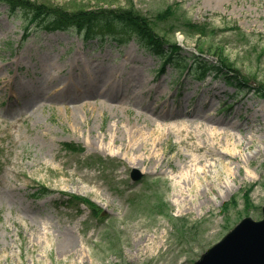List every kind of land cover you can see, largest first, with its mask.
<instances>
[{
    "label": "rangeland",
    "instance_id": "1",
    "mask_svg": "<svg viewBox=\"0 0 264 264\" xmlns=\"http://www.w3.org/2000/svg\"><path fill=\"white\" fill-rule=\"evenodd\" d=\"M40 1L72 11L133 7L153 18L173 8L176 19L158 25V31L181 44L188 51L185 56L203 50L215 62L221 48L251 87L264 84V0ZM183 17L207 23L214 32L195 34L184 27ZM24 30L23 17L0 6V264H194L243 218L263 219L264 153L259 158L253 153L264 145L246 144L257 120L264 130V99L252 93L241 96L213 78L202 83L178 80L171 66L160 75L159 58L135 38L100 45L86 43L73 30L33 28L23 42ZM76 58L92 70L118 68L123 81L120 97L108 102L88 97L90 87L85 89L87 78L79 69L82 65L73 62ZM68 78L74 86H84L85 93H58ZM101 104L118 109V115L104 107L103 116H97ZM145 105L182 115L176 121L160 120ZM75 109L92 124L100 139L97 144L71 122ZM206 113L223 122L214 128L220 139L232 126L240 128L231 131V143L244 138L237 152L240 164L231 165L229 176L221 170L222 183L229 186H213L216 193L220 190L217 196L208 191L201 201L188 197V207L182 210L168 176L170 167L181 166L173 130L182 123L190 128L184 136L192 135L198 142L207 138L196 128L205 124ZM116 120L127 128L138 121L147 137L162 139L157 150L170 159L167 174L140 163L132 166L114 146L103 144L101 130ZM116 131L123 137V131ZM133 170L140 179H132ZM42 187L55 193L38 198L35 194ZM246 195L252 204L248 208ZM78 197L95 208L71 205L69 200ZM154 233L156 243L148 248L150 241L137 239L138 234Z\"/></svg>",
    "mask_w": 264,
    "mask_h": 264
},
{
    "label": "bare ground",
    "instance_id": "2",
    "mask_svg": "<svg viewBox=\"0 0 264 264\" xmlns=\"http://www.w3.org/2000/svg\"><path fill=\"white\" fill-rule=\"evenodd\" d=\"M73 62H75L77 66L82 65L79 69L83 71L85 78H87V85L85 89L90 87L89 91H87L88 97L105 99L107 102L116 100L120 97V93L123 88V81L122 75H118V68L110 70H92L89 65L79 58H76ZM68 80V83L62 82L58 86V93H63L64 91L70 92V94L73 93L74 95L85 93V91H83L85 90L84 86L78 85V87H76L72 84L71 78H68ZM127 86L138 91V88L134 85ZM76 100L77 98L75 97L73 102ZM202 104L210 111V107L207 103ZM104 107L108 106L101 104L97 110V116H103ZM144 108L160 120L170 119L176 121L182 115L164 108L162 110H154L150 108V105H145ZM108 109L114 113V116L118 115V109L110 107H108ZM89 114L91 119L94 118V112L91 111ZM71 118V122L74 126L80 125L85 133H89L91 137V144H97L95 142L100 141L97 134L94 133L92 124L87 119L82 120L77 109L73 111ZM137 118H141V116L137 115ZM204 120L205 124L197 125L196 128L201 131V133L207 134V138H200L199 142L195 141V137L192 135H183V132L190 130V128L182 123L178 124V130L175 128L173 130L175 137L177 138L178 145L176 147L177 150L175 149L176 156L179 159V165L181 166L170 167L171 172L168 176L172 181L171 187L173 188V196L176 197L178 207L182 210L188 207V203L186 202L188 197L197 198L198 201H201L202 193L208 194V191L217 196V193H220L222 188L229 186L226 182L222 183L223 178H220L221 170H224L229 176L233 174L231 165L233 163L240 164V157L237 152L244 138L240 140L236 139L237 144L231 143V139H235V137L231 135V131L234 129L240 130V128L238 126H232L231 130L227 129L228 134L226 135L225 133L220 139L221 136H218L219 134L215 132L214 128L220 127L223 122L220 119H217L216 115H210L207 113L204 115ZM145 121L148 120L145 119ZM257 123V125L251 128L252 135L251 139H249L246 144L247 146L256 141L264 145V130L259 120H257ZM120 124V120L109 122L108 127L101 130L99 136L101 137L103 144H107V147L110 146L109 149L114 146L117 153L122 154L124 159H126V161L132 166H136V164L140 163L147 168L153 166L152 169L155 173L161 172L167 174L165 171V165L170 164V159L164 153L161 154V150H157L158 146H162V139L158 138L156 140L147 137L142 132V128L140 127L138 121L133 123L129 128L125 126L122 127ZM118 129L124 132L123 137L121 138L117 136L118 132L116 130ZM180 149H185L186 152L183 153ZM141 151H143L142 154L140 153ZM263 153L264 148L260 147L253 153V158H259L263 155ZM247 157H250V155ZM227 160L230 161L227 162ZM249 161L250 158L247 159L246 162ZM222 184L225 185L222 186ZM213 186H218L220 190L216 193L212 189ZM208 200L209 198L207 196L205 201ZM190 205H192V203H190ZM156 238L155 233L152 235H137V239L142 243L150 241L148 246H146L147 248L155 245ZM48 243L49 240L46 238L44 244Z\"/></svg>",
    "mask_w": 264,
    "mask_h": 264
},
{
    "label": "trees",
    "instance_id": "3",
    "mask_svg": "<svg viewBox=\"0 0 264 264\" xmlns=\"http://www.w3.org/2000/svg\"><path fill=\"white\" fill-rule=\"evenodd\" d=\"M0 5L6 6L9 12L13 14L18 13L23 16L27 21L28 28L34 24L36 27L47 31L73 30L82 33L86 40L95 38L104 40L107 36L114 35L110 32H118L122 28L127 29L129 31L128 36L137 37L143 46L161 58L160 73H163L167 65L170 64L180 75L187 72L188 75L198 81H204L213 76L235 88L237 92L253 93L264 99V84L251 87L247 78L224 54L223 49H219L218 59L215 62L207 60L203 55V50H199V54L185 56L186 51L175 40H169L165 35L160 34L158 25L169 19H176V11L173 8L169 7L154 18H149L135 11L133 7L130 9L100 7L98 9L72 11L58 5L45 2L37 3L30 0H0ZM182 20L184 27L195 34L206 36L207 32H214L207 23H194L185 17ZM171 31L174 34L176 28L173 27ZM166 32L168 35L170 34L169 30ZM115 39L118 38L115 36ZM39 193L49 194V191L42 188ZM248 196L246 195L247 208L251 205ZM74 199L84 201L95 208V205L86 199Z\"/></svg>",
    "mask_w": 264,
    "mask_h": 264
},
{
    "label": "water",
    "instance_id": "4",
    "mask_svg": "<svg viewBox=\"0 0 264 264\" xmlns=\"http://www.w3.org/2000/svg\"><path fill=\"white\" fill-rule=\"evenodd\" d=\"M132 175L134 179L141 177L136 170ZM195 264H264V219H243Z\"/></svg>",
    "mask_w": 264,
    "mask_h": 264
}]
</instances>
